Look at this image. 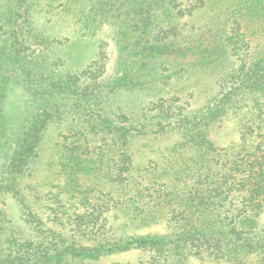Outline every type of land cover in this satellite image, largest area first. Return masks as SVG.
Instances as JSON below:
<instances>
[{"label":"trees","instance_id":"obj_1","mask_svg":"<svg viewBox=\"0 0 264 264\" xmlns=\"http://www.w3.org/2000/svg\"><path fill=\"white\" fill-rule=\"evenodd\" d=\"M227 1L224 27L191 37L179 18L205 0L191 7L179 0H0V224L12 221L5 198L12 195L33 230L10 228L0 264H95L133 251L141 253L135 262L114 264H264V46L250 27L264 20V0ZM55 9L67 12L80 38L112 28L113 73L106 42L82 70H60L64 61L54 53L62 41L37 22ZM193 70L214 74L219 90L192 116L165 94ZM13 88L26 97L14 126L6 113ZM126 93L152 97L150 106L136 114L118 101ZM242 112L237 143L211 140L213 126ZM53 129L61 182L39 213L27 202L39 189L25 180ZM172 132L183 140L168 150L183 155L176 168L163 169L170 189L157 190L154 202L141 188L146 177L132 171L131 144ZM120 211L141 225L164 214L170 233L110 236L111 214Z\"/></svg>","mask_w":264,"mask_h":264},{"label":"rangeland","instance_id":"obj_2","mask_svg":"<svg viewBox=\"0 0 264 264\" xmlns=\"http://www.w3.org/2000/svg\"><path fill=\"white\" fill-rule=\"evenodd\" d=\"M195 0H179L182 7H191V2ZM206 4L195 10L192 15H185L179 18L181 26L185 33L192 36H200L202 34H209L217 32V28L224 27L227 18L228 3L227 0H205ZM230 4V3H229ZM51 14L41 13L37 16V22L41 26L50 29L62 43H59L55 49V55L64 61L63 67L60 70L78 72L85 68L95 57L98 52L101 42L107 43V51L110 57L108 64V73L114 71V66L118 58V51L113 39L112 28L104 26L95 37H78L73 32L72 25H70L71 18L67 12L60 9H55ZM47 17L51 20L54 19V24L47 21ZM53 25V26H52ZM252 28L258 29V36L256 42L264 46V20L252 22ZM262 29V30H261ZM216 76L210 72L203 70H193L191 73L174 79L172 85L166 87L167 97L175 96L179 99L180 103L187 106V111L193 116L199 113L209 100L219 90ZM152 97L145 94L126 93L118 98L119 102L128 104V108L136 114L145 112L147 107L150 106ZM141 100V101H140ZM143 100V101H142ZM26 106V97L24 93L18 88H13L9 92V98L6 102V113L11 121V125L17 124L21 117L22 112ZM143 106V110L142 107ZM154 112L149 111L148 115L152 116ZM243 119V112L238 114L227 115L218 125L210 129V138L219 146H229L237 143L240 137L239 124ZM58 130L53 129L47 134L44 151L41 159L37 162L35 174L33 177L26 179V183H31L39 189V197L36 198V192H29L28 204L34 207L36 212H44L47 205V196L50 190H55V185L61 182L59 176L56 175L57 169L55 168L56 152L55 143L58 140ZM183 140L178 133H166L159 135V137L146 136L139 137L133 140L131 150L134 156L133 170L135 176L139 173L146 177L145 184H141V188L145 189L149 196L157 198V190H169L167 185L162 184V171L164 168H176L174 162L175 157H182L183 153H170L168 148L175 143ZM185 156V155H184ZM154 180L158 183L152 184ZM47 182V184H42ZM152 192V193H151ZM160 191H158L159 193ZM153 194V195H152ZM7 202V214L12 221L7 224H0V250L6 248V241L9 238L11 227L20 228L26 235H33V230L30 226L26 225V221L22 216V209L19 197L8 195L5 197ZM149 199V197H146ZM39 199V200H36ZM26 208V207H25ZM111 214L110 224L113 230L109 231L110 236H139L148 234H168L170 228L164 214L159 215L157 221L149 225H141L132 223L125 213H118L119 217ZM47 219V218H45ZM4 225V226H3ZM141 253L139 251L125 252L113 254L96 261L95 264H114L115 262L127 263L135 262ZM193 264H218L212 261L193 262Z\"/></svg>","mask_w":264,"mask_h":264}]
</instances>
